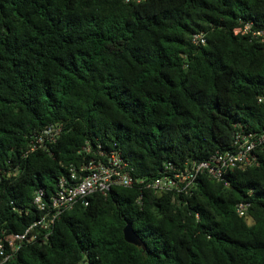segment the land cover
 <instances>
[{
	"label": "trees",
	"instance_id": "16d2710c",
	"mask_svg": "<svg viewBox=\"0 0 264 264\" xmlns=\"http://www.w3.org/2000/svg\"><path fill=\"white\" fill-rule=\"evenodd\" d=\"M240 22L263 27L264 0H0V233L37 220L34 192L86 162L85 143L150 180L231 149L237 127L263 129L264 44L234 35ZM54 123L56 142L26 154ZM256 157L227 184L200 176L188 196L91 195L5 264H264V149ZM127 223L144 248L125 242Z\"/></svg>",
	"mask_w": 264,
	"mask_h": 264
},
{
	"label": "built area",
	"instance_id": "2783aa9c",
	"mask_svg": "<svg viewBox=\"0 0 264 264\" xmlns=\"http://www.w3.org/2000/svg\"><path fill=\"white\" fill-rule=\"evenodd\" d=\"M233 34L264 44V26L254 27L252 22H240L233 29ZM191 41L195 45L205 44V33L194 34ZM257 103L264 106V89L257 97ZM60 134L61 124L48 125L32 138L26 154L55 143ZM260 149H264V128L249 131L237 127L232 136L231 149L215 152L207 160L185 162L182 169L165 167L157 177L147 180L132 175L133 167L122 157L120 151L107 150L99 142L93 148L90 143H85L81 151L90 156L86 162L77 167L70 165L67 176L57 180L54 192L47 194L43 189L34 192L32 203L39 212L37 220L23 232L0 233V264L13 259L25 245L45 243L60 217L76 204L86 206L87 198L91 195L106 196L114 187L130 188L137 185L153 190L155 194L188 196L203 175L227 184L224 178L228 171L252 167L256 163V151ZM248 206L247 203L239 202L235 205V211L239 216L247 217Z\"/></svg>",
	"mask_w": 264,
	"mask_h": 264
},
{
	"label": "water",
	"instance_id": "95a60500",
	"mask_svg": "<svg viewBox=\"0 0 264 264\" xmlns=\"http://www.w3.org/2000/svg\"><path fill=\"white\" fill-rule=\"evenodd\" d=\"M123 238L125 242L132 244L136 247H143L144 244L140 240V238L137 236V234L133 231L132 225L130 223H127L125 227L123 228Z\"/></svg>",
	"mask_w": 264,
	"mask_h": 264
},
{
	"label": "rangeland",
	"instance_id": "374dc122",
	"mask_svg": "<svg viewBox=\"0 0 264 264\" xmlns=\"http://www.w3.org/2000/svg\"><path fill=\"white\" fill-rule=\"evenodd\" d=\"M248 223H250V220H247Z\"/></svg>",
	"mask_w": 264,
	"mask_h": 264
}]
</instances>
